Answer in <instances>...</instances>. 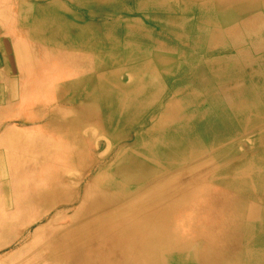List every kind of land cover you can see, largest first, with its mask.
I'll list each match as a JSON object with an SVG mask.
<instances>
[{"label": "bare ground", "instance_id": "6f19581e", "mask_svg": "<svg viewBox=\"0 0 264 264\" xmlns=\"http://www.w3.org/2000/svg\"><path fill=\"white\" fill-rule=\"evenodd\" d=\"M86 3L94 65L0 150V264H264V0Z\"/></svg>", "mask_w": 264, "mask_h": 264}, {"label": "crops", "instance_id": "0c3cea01", "mask_svg": "<svg viewBox=\"0 0 264 264\" xmlns=\"http://www.w3.org/2000/svg\"><path fill=\"white\" fill-rule=\"evenodd\" d=\"M87 1L0 0L1 151L3 147L7 146L4 143V138L7 137L10 129L25 130L38 126L29 121L36 116L30 107L32 103L39 102L43 97H56L59 96L60 92H66L69 88L67 83L71 78L80 76L84 70H88L94 65L91 57H83L79 51H73L76 48L73 47L71 38L77 30L78 37L81 38L82 35L86 43L89 35L93 34V50L100 48V43L96 39L100 37V34H103L104 29L97 28L89 32L85 19L94 14H104V11L90 10ZM74 2H81L82 5L76 6ZM129 7L126 16H131L133 19L136 17L146 18L149 15ZM74 17L78 23L73 30L72 21ZM110 30L116 31L117 29ZM34 55L38 57L35 58ZM27 67H33V70L26 69ZM39 71L43 73L41 74ZM2 77L4 78L2 79ZM40 83L42 84L40 85ZM27 98L28 100H26ZM25 113L26 115H24Z\"/></svg>", "mask_w": 264, "mask_h": 264}, {"label": "rangeland", "instance_id": "374dc122", "mask_svg": "<svg viewBox=\"0 0 264 264\" xmlns=\"http://www.w3.org/2000/svg\"><path fill=\"white\" fill-rule=\"evenodd\" d=\"M258 44L259 43H254L253 45L255 47H257ZM245 48H246V46L242 45V49H245ZM246 50H248V49H246ZM237 54H238L239 58H241L242 60H244V62H246V65H249V66H252V67H258V66L260 67V65H262V64L264 65V61H263V59H264L263 58L264 57V49L261 50V51H259L257 49L256 50H251V52L248 50V54H244V55H241L239 53H237ZM1 170L3 171V173H5L4 175L8 174V169H7V167H4V164H3L2 168H1ZM2 192L3 191H1V193Z\"/></svg>", "mask_w": 264, "mask_h": 264}]
</instances>
